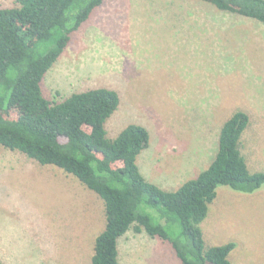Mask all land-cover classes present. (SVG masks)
I'll return each instance as SVG.
<instances>
[{
	"label": "rangeland",
	"instance_id": "obj_1",
	"mask_svg": "<svg viewBox=\"0 0 264 264\" xmlns=\"http://www.w3.org/2000/svg\"><path fill=\"white\" fill-rule=\"evenodd\" d=\"M13 6L0 0V9ZM42 87L56 102L96 88L118 92L108 138L144 126L150 147L137 164L163 190L207 169L238 110L250 117L241 152L251 172H264V24L256 20L202 0H105ZM217 193L201 225L206 245L233 241L232 264H264V186ZM105 225L103 200L76 178L0 146L1 262L91 264ZM119 264L182 263L169 243L131 231L119 240Z\"/></svg>",
	"mask_w": 264,
	"mask_h": 264
},
{
	"label": "trees",
	"instance_id": "obj_2",
	"mask_svg": "<svg viewBox=\"0 0 264 264\" xmlns=\"http://www.w3.org/2000/svg\"><path fill=\"white\" fill-rule=\"evenodd\" d=\"M14 1L0 9V146L61 169L103 200L106 225L95 239L91 264H119V240L131 231L169 243L182 264H232L236 243L208 247L201 225L219 187L251 194L264 186V172H251L241 152L248 114L238 110L224 122L206 170L174 191L163 190L137 164L150 147L144 126L129 124L108 138L118 92L96 88L56 102L43 91L72 34L105 0ZM202 1L264 24V0Z\"/></svg>",
	"mask_w": 264,
	"mask_h": 264
}]
</instances>
